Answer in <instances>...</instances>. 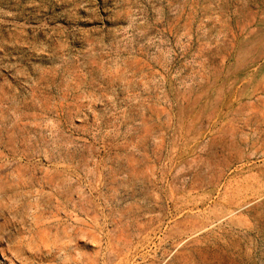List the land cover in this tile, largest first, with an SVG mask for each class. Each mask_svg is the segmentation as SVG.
Masks as SVG:
<instances>
[{
	"label": "rangeland",
	"instance_id": "rangeland-1",
	"mask_svg": "<svg viewBox=\"0 0 264 264\" xmlns=\"http://www.w3.org/2000/svg\"><path fill=\"white\" fill-rule=\"evenodd\" d=\"M0 264H264V0H0Z\"/></svg>",
	"mask_w": 264,
	"mask_h": 264
}]
</instances>
